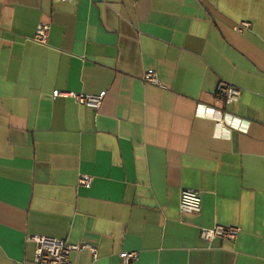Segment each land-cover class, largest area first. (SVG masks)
<instances>
[{"label": "crops", "instance_id": "obj_1", "mask_svg": "<svg viewBox=\"0 0 264 264\" xmlns=\"http://www.w3.org/2000/svg\"><path fill=\"white\" fill-rule=\"evenodd\" d=\"M216 225L242 231L203 240ZM33 235L97 246L74 264H264V0H0V264H35Z\"/></svg>", "mask_w": 264, "mask_h": 264}, {"label": "built area", "instance_id": "obj_2", "mask_svg": "<svg viewBox=\"0 0 264 264\" xmlns=\"http://www.w3.org/2000/svg\"><path fill=\"white\" fill-rule=\"evenodd\" d=\"M249 24L238 26L239 32H244ZM51 33L50 24H40L37 28L34 40L40 44H48ZM143 80L150 84L162 85L158 72L155 69H149L145 72ZM63 92L56 91L55 95H61ZM81 106L91 107L98 110L106 96L105 92L99 95L72 93ZM242 89L229 82L222 81L216 91V97L225 104H231L241 98ZM215 115L211 116L215 121L220 133L229 134L233 130L246 132L249 122L239 116L232 115L225 110L211 108ZM203 117V114H199ZM94 176L83 174L79 178V185L90 188L93 184ZM203 198L199 191L185 189L182 192L180 208L182 212L188 214H198L202 211ZM242 229L238 226L216 225L212 228H201V238L206 242H211L217 238L235 242ZM30 240L36 242L37 249L35 254V264H74L72 254L75 251H90L95 258H98L97 246L89 243H71L65 239L33 235ZM120 257L124 263L129 264L138 259V252H121Z\"/></svg>", "mask_w": 264, "mask_h": 264}]
</instances>
